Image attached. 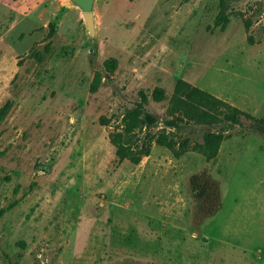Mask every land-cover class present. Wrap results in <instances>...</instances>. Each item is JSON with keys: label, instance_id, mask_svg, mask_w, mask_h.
<instances>
[{"label": "rangeland", "instance_id": "obj_1", "mask_svg": "<svg viewBox=\"0 0 264 264\" xmlns=\"http://www.w3.org/2000/svg\"><path fill=\"white\" fill-rule=\"evenodd\" d=\"M93 18L0 0V264H264L263 134L220 124L210 160L152 143L139 163L110 140L144 93L134 140L200 142L210 127L169 112L179 79L264 119V0H95Z\"/></svg>", "mask_w": 264, "mask_h": 264}, {"label": "trees", "instance_id": "obj_2", "mask_svg": "<svg viewBox=\"0 0 264 264\" xmlns=\"http://www.w3.org/2000/svg\"><path fill=\"white\" fill-rule=\"evenodd\" d=\"M221 18L223 19L222 16ZM218 22H220V18ZM152 96L154 100L161 101L165 98V91L163 88L157 87ZM170 100L169 112L173 116L176 115L175 119L210 127L203 133L202 140L192 142L189 138L181 137L178 132L172 130L156 135L148 134L141 142H137L140 140L139 137L134 140L145 125L150 126L155 121L143 106V103L147 102V96L142 93L143 103L126 110L119 127L110 133V140L115 147L119 161L129 160L132 163H139L143 157L150 155L152 143L166 147L175 158H180L192 150L201 153L210 160L217 156L222 142L226 138L223 128L217 131L211 129L220 124H228L231 127L239 126L264 135L263 118L233 106L182 79L177 81ZM177 120L168 121V124L179 128Z\"/></svg>", "mask_w": 264, "mask_h": 264}, {"label": "water", "instance_id": "obj_3", "mask_svg": "<svg viewBox=\"0 0 264 264\" xmlns=\"http://www.w3.org/2000/svg\"><path fill=\"white\" fill-rule=\"evenodd\" d=\"M71 2L79 7L83 12V17L88 27L94 29L93 7L95 0H71Z\"/></svg>", "mask_w": 264, "mask_h": 264}]
</instances>
